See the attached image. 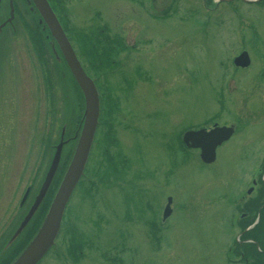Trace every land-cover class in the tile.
Segmentation results:
<instances>
[{
    "label": "rangeland",
    "instance_id": "rangeland-1",
    "mask_svg": "<svg viewBox=\"0 0 264 264\" xmlns=\"http://www.w3.org/2000/svg\"><path fill=\"white\" fill-rule=\"evenodd\" d=\"M13 1L15 30L0 35V239L6 253L35 219L38 209L7 244L39 193L55 146L62 143L66 160L65 139L79 110L48 42L43 38L34 50L27 38L24 24L38 29L35 19L23 0ZM55 4L58 13L68 10L70 43L84 73L97 77L103 117L113 115L108 122L119 145L107 140L103 148L112 156L122 150L130 164L113 178L117 171L106 163L97 135L52 251L39 264H229L225 254L239 231L236 201L264 164V5L236 1L210 9L202 0H179L167 17L154 18L150 13L164 3L153 9L146 0ZM8 13L1 0L0 21ZM100 29L110 41L100 38ZM113 34L124 44L117 53L110 51ZM242 50L250 66L234 68L231 60ZM106 51L112 54L104 58ZM214 118L234 128L215 161L202 163L197 150L179 154L178 131L209 129ZM167 197L171 210L162 223ZM75 243L83 245L81 256L66 249Z\"/></svg>",
    "mask_w": 264,
    "mask_h": 264
},
{
    "label": "water",
    "instance_id": "water-1",
    "mask_svg": "<svg viewBox=\"0 0 264 264\" xmlns=\"http://www.w3.org/2000/svg\"><path fill=\"white\" fill-rule=\"evenodd\" d=\"M28 2V1H27ZM36 9L42 21L47 27L51 37L56 43L74 81L76 82L83 98V111L78 138L71 153L67 166L58 183L55 193L49 203L47 211L34 235L27 242L24 248L9 264H38L47 254L58 234L64 209L70 198V195L82 175L88 153L90 150L93 134L97 124L98 117V96L92 80L84 73L79 61L77 60L70 43L68 42L62 28L52 12L47 0H29ZM13 7L9 0V16L7 21L12 19ZM234 66L246 67L249 64V58L246 52L240 53L233 59ZM233 133L232 127H216L210 131L203 129L197 131H187L183 134L182 140L187 147L200 148V159L204 163H210L214 160L215 148L222 141L227 140ZM63 135V133H61ZM62 143L55 147L52 159L45 173L44 180L38 195L36 196L29 211L18 224L7 244L21 232L28 220L39 206L49 183L57 168ZM29 188L22 196L20 205L23 203ZM170 198L163 209L162 217L165 218L170 213ZM6 244V245H7ZM7 245V246H8Z\"/></svg>",
    "mask_w": 264,
    "mask_h": 264
},
{
    "label": "flooded vegetation",
    "instance_id": "flooded-vegetation-1",
    "mask_svg": "<svg viewBox=\"0 0 264 264\" xmlns=\"http://www.w3.org/2000/svg\"><path fill=\"white\" fill-rule=\"evenodd\" d=\"M160 1L164 3L162 8L159 11L154 12V16L150 13L151 17L161 18L164 11L168 9V7L173 6L179 0H146L148 6L153 9L155 5ZM218 3H215L213 0H202L205 6L208 8H216L218 5L222 4H231L232 2H242L243 0H218ZM254 4L258 5L260 8L264 5V0H252ZM215 3V4H214ZM247 3V2H245ZM252 3V4H253ZM262 5V6H261ZM156 13V14H155ZM5 21V19L0 21V25ZM12 23L5 24L4 26H0V35L1 32L5 33L7 28L11 29ZM15 30V27H14ZM14 30L12 32H14ZM1 37V36H0ZM257 172V175L252 178L251 185L245 189V193L241 194L238 201H236L237 208L239 209V213L236 217V223L238 225V235L235 237L234 241L231 242L230 247L227 249L225 257L229 264H233V262H237L238 259H234L233 255H239L240 261L242 264H264V164H262ZM26 201V200H25ZM25 203V202H24ZM6 242V239L3 237L0 239V252L3 249V246ZM88 249L91 247L86 246ZM80 245L73 244V247H69L66 249L79 250V254H82L80 251ZM237 250L238 253L234 254L233 250ZM54 251V250H53ZM71 251V254L78 255L77 252ZM14 252L0 253V264H8L10 259L13 258ZM251 255V258H249Z\"/></svg>",
    "mask_w": 264,
    "mask_h": 264
},
{
    "label": "trees",
    "instance_id": "trees-1",
    "mask_svg": "<svg viewBox=\"0 0 264 264\" xmlns=\"http://www.w3.org/2000/svg\"><path fill=\"white\" fill-rule=\"evenodd\" d=\"M49 1H50L52 4H53V3L55 4L56 1H58V4L61 2V0H49ZM13 4H14L15 12H16V5H17V4H16L15 2H14ZM54 4H53V5H54ZM55 5H56V4H55ZM61 9H62V7H61ZM61 13H63V11H62ZM61 13H58V14H59V17H60L59 19H60V21H61V23H62V25H63L65 31H67V33H68L69 28H68L67 21H66L68 10L66 9V12L64 11L63 15H61ZM35 19H36V18H35ZM67 20H68V19H67ZM68 24H69V20H68ZM66 25H67V28H66ZM24 26H25V32H26L27 38H28L29 41L32 43V45H33V49L36 50L35 47H37V45H38V47H41V43H44L43 37H44V35H45V32H42V31L40 30L39 25H38V29H31V28L27 27L25 24H24ZM68 34H69V33H68ZM44 39H45V38H44ZM98 42H99V41H98ZM39 44H40V45H39ZM115 48H116L115 45H114L113 47H110V51H112V50L115 49ZM38 50H41V49L38 48ZM100 54H101L100 56H102V53H100ZM111 54H112L111 52L106 51L105 54H104V58L109 57ZM71 82H72V86L74 87V89H75V91H76V93H77V97H78V99H79V104H80V107H81V99H80V93H79V90H78V88L76 87V85H75V83L73 82V80H71ZM109 100H110V98H109V95H108L106 101H109ZM68 153H69V152H68ZM68 153L66 154V156L68 155ZM105 159H106V158H105ZM106 160H108V159H106ZM65 161H66V160H65ZM65 163H66V162H62V163L60 164V166H59V168H58V171H57V173H56V176L54 177V180H53V182H52V184H51V187H50V189H49V191H48V194H47V196H46L44 202L42 203V205H41L39 211L36 213L35 219H34V221L32 222V225L30 226L28 232L25 234V236L23 237V239L18 243V245H17L16 247L13 248V250H12L11 252L17 253V252H18V251L24 246V244L28 241V239L32 236V234L34 233L35 229L37 228V226H38V224H39V222H40V220H41V218H42V216H43V213H44L45 209L47 208V205H48V203H49L50 197H51L52 193L54 192V190H55V188H56V186H57V184H58L59 178H60L61 173H62V171H63V168H64V166H65ZM108 165H110V169H113V170H114V165H115V164L113 163L112 160H108ZM114 172H115V170H114Z\"/></svg>",
    "mask_w": 264,
    "mask_h": 264
}]
</instances>
